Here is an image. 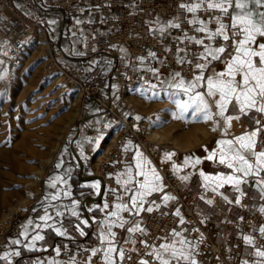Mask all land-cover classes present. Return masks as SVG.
<instances>
[{
  "label": "crops",
  "instance_id": "0c3cea01",
  "mask_svg": "<svg viewBox=\"0 0 264 264\" xmlns=\"http://www.w3.org/2000/svg\"><path fill=\"white\" fill-rule=\"evenodd\" d=\"M12 1L19 10L30 15L34 19H38V22L42 24L46 36L54 46L57 61L61 64L69 65L72 68L82 67L84 69L83 77H86L94 68L101 67L100 65H103L104 60H106L105 68H102L105 71H109L110 74L108 78L105 77L104 79L106 87L109 86L111 88L109 94H112V89L115 87L113 82L118 80L117 76L119 74H122L126 79L132 78L135 82L139 81L147 86L155 84L157 86L156 88L167 86L166 84L162 85L160 81L170 79L174 72H180L186 80L192 79L194 74H199L198 70H194V65L197 62L199 53L203 51V47L200 45L201 48L199 50H186L182 45V41L193 43L184 39L185 33H187L188 36L197 38H203L205 34L196 32L195 28L199 25L189 24L188 20H191L195 15L199 19L207 21L214 15H219H206L205 12L208 11H205L203 8L193 14L188 12L186 8H181L180 6L176 13L168 16L158 15L154 12H149L147 14L146 26L151 33L159 34L161 33L160 28L163 27L165 29L163 33L169 34L172 39L180 40L175 50L176 62L179 57H184L186 61H191L192 63L180 64L177 62L178 65L174 63L170 64L167 62L165 56L161 57L155 54L153 57L149 55V53L155 52L148 48H145L143 52L138 54L135 58L130 59L125 46L119 48L121 52L120 58L110 61L109 59L111 56L109 52L114 46L110 45L108 49L103 50L98 49L96 46L98 42L106 40L110 28L105 18L94 8L89 7L87 4H80V13L75 15L59 6L52 5L51 2L55 0ZM193 2H195V0H180V5L182 3L187 5ZM127 3L132 10H136L138 0H127ZM78 19L81 21L80 24L76 23ZM52 21H55V23H51ZM169 22L179 23L180 27H169ZM224 22L228 23L229 21L225 18ZM209 27L214 28L215 24H210ZM192 31L198 33L197 36L194 35ZM205 43H208V41L205 40ZM215 43L219 45L221 41L217 40ZM89 49H93V51L87 53ZM177 49H183V51L178 53ZM140 57L144 58L143 62L139 59ZM99 59L103 62H98ZM117 64L123 66L122 70H117ZM189 64H192L194 72L189 73L187 71L185 65ZM224 68L225 64L223 61H213L205 75L212 70L218 72L223 71ZM147 69H157L158 78ZM112 77L114 80L109 81L108 79ZM100 91L102 92L103 89L101 88ZM109 94L106 96L111 97ZM92 103L97 104L98 108L100 107L96 100L91 102L90 99L85 106V113L89 116L96 112V106ZM236 114L237 113L232 111V106L229 105V110L225 115ZM263 117L264 113L252 110L248 115L241 116L239 120L233 119L227 135L224 133L223 120H220L219 117H214V119L220 120V126L216 131H213L214 125L210 128H201L199 138L202 139L203 136L206 135L205 139L200 140L196 145L174 149L172 152L174 153L172 160L164 157L162 167L168 169L178 179L183 189L190 190V197L196 201L197 208L208 215L220 227L216 234H210V236L227 246L239 236H252L251 228H242L239 226L236 229L230 230L227 229L226 226L232 222H239L246 210H255L261 213L260 209L264 207V197H262L260 186L257 185L256 181L264 178V172H260L258 176L253 175L244 178L247 182L239 186L241 191L245 193L244 196H240V193L237 192L235 187L231 184H225L223 187L218 188L217 191H212V188L215 187V182L211 180L205 182L199 173L203 171L205 175L209 177H215L220 173L231 174V169L227 168L225 165L219 164L215 160H207V155L217 148L216 142L218 140L232 139L235 136H240L245 132H251L261 127L256 124V120L261 121ZM139 128L140 127H137L138 130ZM79 130L80 129L74 131L71 136L67 138V141L61 144L59 150L56 152L50 167L41 180V189L38 192L37 199L34 202V206L26 214L24 224L19 234L14 238H10L4 248L0 250V264H50L53 260L57 261L58 264H64L61 254L67 248H88L92 252L93 249H103L107 247V244H102L100 239L102 230L107 233V226L102 222L106 219L116 220L115 217L109 218L108 214L115 210L114 205L119 202L116 199L117 195L122 196L123 202L128 203L129 197L133 194L131 192L125 194L124 187L121 184H117L118 174L124 173L126 166H132L133 175H135L136 168L134 157L137 149L143 153L147 160H151L148 154L135 146L131 139L127 137L118 144L115 152H110L107 158L99 160V157L102 156L101 152L103 149L101 144L103 136L100 135H104L105 132L103 133L101 130H97L95 133H91L88 130ZM129 141H131L130 144ZM262 142H264V131H261L257 137V151L261 150ZM126 147L127 150H125ZM81 148L83 149V156H81ZM205 149L208 151L206 152ZM188 156L200 158L202 163L195 167L185 166V157ZM108 162L120 165L119 167L107 168L106 165ZM57 163H61L60 168L56 167ZM173 165H175L178 170H174ZM150 166L158 170V167L152 161ZM67 169H71L70 176L66 175ZM158 173L161 176L159 170ZM194 175H197V179L193 183H190V179ZM55 176H62L67 180V184L57 183L55 188L50 187L49 180ZM183 176H188L189 179L182 180L181 177ZM125 178V176H120L122 180ZM136 179L142 181L143 177H138ZM95 181L100 182L98 191L91 187ZM205 183L208 184L207 188L205 187ZM113 189L115 192L112 191ZM64 191H69L70 195L64 196ZM58 192L59 198L57 200H51V196L56 195ZM155 193H158L159 196L152 198V194ZM152 194L145 198L147 202L144 204V207L147 208L151 206L160 213L168 212L177 200L176 195L164 189L162 192H153ZM165 194L173 196L175 199L165 202L162 199ZM45 197H48V199H45ZM201 197H203V199ZM224 197H227V200H225ZM237 197L241 200L240 204L235 203ZM209 199L213 201L212 204L207 203ZM73 201L77 202L75 210L79 214L78 216L72 215L71 210L74 207ZM152 201H155V203H151ZM105 203L109 205L107 209L103 208ZM157 205L159 207H157ZM46 207L48 214L53 217V219L47 221V223L53 227H42L41 229H37L35 228L36 224H44L39 218L45 215ZM38 208H42V212L36 216L35 212ZM56 212H61L62 215L56 216ZM146 213L147 211H142L138 216L132 215L127 211L120 213V217L123 220H127L129 223L121 228L118 226L119 220H116V224L112 227V231L115 232L116 235L111 239H113V243L117 249L123 248L130 250L133 248L136 243L137 234L142 232L129 233L127 228L139 222V226L145 231ZM261 214L264 217V213ZM29 220L33 222L31 225L28 224ZM82 220H87L88 225H83L81 223ZM77 225H80L85 235H80ZM55 228L61 229L65 234L58 235ZM189 229L190 225L184 223L176 231L181 232L187 240L195 244L188 234ZM253 229L254 227H252V230ZM25 230H27V236L21 234L25 232ZM37 233L44 236V239L36 241L34 248L27 247L26 245L30 243L32 236ZM171 233L159 244L170 241L173 238ZM16 240H19L20 243H13V241ZM131 241H135V243ZM56 249H59V254H57ZM255 249L253 245H247L245 243L240 256L237 258L233 255H229V260L233 263L238 261L239 264H243L244 261H248V264H254V262L259 259L252 254L255 252ZM17 252L19 255L15 254ZM6 254V259L2 258L5 257ZM247 255H250V257L248 258ZM77 259L78 256L73 254V257L71 256L66 264H76ZM139 262L136 264H139ZM149 262L150 264H155L153 261ZM117 264H123V262H120L117 258ZM201 264H208V262L207 260H203Z\"/></svg>",
  "mask_w": 264,
  "mask_h": 264
},
{
  "label": "snow or ice",
  "instance_id": "6c2138e0",
  "mask_svg": "<svg viewBox=\"0 0 264 264\" xmlns=\"http://www.w3.org/2000/svg\"><path fill=\"white\" fill-rule=\"evenodd\" d=\"M180 7L186 8L188 12L193 14L203 8L205 11L213 10L219 12V15H214L207 21L201 20L195 15L191 20H188L189 24L199 25L195 28L196 32L205 34L203 38L188 36L187 33L184 35V39L203 47V51L199 53L197 62L194 65V70H198L199 74H194L192 79L186 80L180 72H174L170 79L160 81V83L162 85L166 84L167 89H173L167 95L178 110L173 113L176 119H184L186 114L191 112V119L195 122L212 121L214 125L213 131L217 130L220 126V120H223L224 133L227 135L233 119L239 120L241 116L248 115L252 110L264 113V0H195V2L187 5L182 3ZM225 18L228 19V23L224 22ZM51 23H55V21ZM76 23L80 24L81 21L78 19ZM210 24H215V27L210 28ZM168 26L179 28L180 24L169 22ZM160 31L163 33L165 29L161 27ZM205 40L208 43H205ZM217 40L221 41L219 45L215 43ZM181 51L183 49H177L178 53ZM149 55L154 57L155 53H149ZM139 59L141 62L144 60L143 57ZM213 61H223L225 64L224 70L219 72L212 70L205 75ZM177 62L180 64L192 63L191 61H186L184 57H179ZM147 70L158 78L157 69ZM2 79H4V76L0 75V80ZM149 87L155 89L157 86L152 84ZM158 96V92H153V97ZM181 96H185L187 99H181ZM217 96L219 97L218 99ZM229 105L232 106V111L237 113L236 115H225L229 110ZM214 117H219L220 120H216ZM135 118L136 120L141 119L139 116ZM256 124L260 125L261 122L256 120ZM261 131H264V126L258 127L251 132H245L240 136H235L232 139H221L216 142L217 148L209 152L206 159L215 160L219 164L225 165L232 170V173H220L215 177H209L201 171L199 174L205 182L209 180L215 182V187L212 188V191H217L218 188L223 187L225 184H231L240 193V196H244L245 193L239 187L242 183L247 182L244 178L253 175L258 176L260 172H264V142L261 144V150H256L257 137ZM130 143L131 141H129ZM125 150H127V147ZM205 151L207 152L208 150L205 149ZM173 155L174 153H165L168 159H171ZM81 156H83L82 148ZM134 161L135 175H133L132 166H126L125 172L118 174L116 181L117 184H121L124 187L125 194L129 192L133 194L129 197L128 203L123 202V197L117 195L116 199L119 202L114 205L115 210L108 214L109 218L115 217L116 220H119L118 226L121 228L129 223L120 217L121 212L127 211L137 216L142 211L152 212L154 210L153 207H144L147 202L145 198L153 192H162L164 189L163 178L154 167L150 166L151 161L147 160L138 149ZM201 163L200 158L185 157V166L195 167ZM56 167L60 168L61 163H57ZM173 168L178 170L175 165H173ZM70 174L71 169H67L66 175L70 176ZM120 176H125L126 178L122 180ZM138 177H143V180L136 179ZM181 179L187 180L189 177L183 176ZM57 183L66 185L67 180L62 176L50 178V187L55 188ZM256 183L260 186L261 195L264 197V178L257 180ZM91 187L98 191L100 182L95 181ZM205 187H208L207 183H205ZM112 191L115 192L114 189ZM63 194L68 196L70 192L64 191ZM58 198L59 192L51 196V200H57ZM201 198L203 199V197ZM45 199H48V197H45ZM162 199L166 202L174 200L175 197L165 194ZM224 199L227 200V197H224ZM72 203L74 206L71 210L72 215L78 216L79 214L75 210L77 202L73 201ZM151 203L154 204L155 201ZM207 203L212 204L213 201L209 199ZM235 203H241L239 197H237ZM108 207L107 203L103 205L104 209ZM157 207L159 206L157 205ZM260 211L264 213V207ZM175 214L180 216L179 209L176 210ZM55 215L60 216L62 213L56 212ZM39 219L44 224H36L35 228L53 227L47 223V221L53 219L48 214L47 207L45 208V215ZM116 220L106 219L102 222L107 226V233L102 230L100 239L102 244H107V247L92 250L93 256L103 251V264H117V258L120 262L125 259V249H117L113 239H111L116 235L112 231ZM32 223L29 220L28 224L31 225ZM81 223L88 225L87 220H82ZM180 223H185L182 216L180 217ZM77 228L80 231V235H85L80 225H77ZM55 231L58 235L65 234L59 228H55ZM127 231L136 233L143 232L144 229L139 226V222H136L133 226L128 227ZM259 231L264 234V227H261ZM21 234L27 236V230ZM171 236L173 238L170 241L161 243L159 246L148 245L146 242L141 241V243H144L145 248L151 249L145 254L151 256L155 264H197L195 258L196 245L175 229L172 231ZM43 239L44 236L37 233L32 236L30 243L26 246L34 248L36 241ZM243 240L247 245H254V238L250 235L243 236ZM131 242L135 243V241ZM13 243L19 244L20 241L16 240ZM56 252L59 254V249H56ZM15 254L19 255L18 252ZM252 254L259 258L254 264H264V246L256 248ZM6 257L7 254L2 258L6 259ZM128 258L130 259L131 257ZM50 264H58V262L53 260ZM139 264H150V262L141 259ZM243 264H248V261H244Z\"/></svg>",
  "mask_w": 264,
  "mask_h": 264
},
{
  "label": "built area",
  "instance_id": "2783aa9c",
  "mask_svg": "<svg viewBox=\"0 0 264 264\" xmlns=\"http://www.w3.org/2000/svg\"><path fill=\"white\" fill-rule=\"evenodd\" d=\"M51 3L75 15L80 13V4H87L97 10L107 21L110 31L106 40L98 42L96 46L100 50L108 49L110 45L114 46L109 52L110 61L119 59L121 54L119 48L125 46L130 59L135 58L145 48H148L158 56H165L168 63L178 65L175 60V50L180 40L172 39L167 33H151L146 26V18L149 12L162 16L176 13L179 10L180 0H138L135 11L129 7L127 0H55ZM205 13L206 15L219 14V12L213 10ZM34 27L44 30L38 19L23 13L13 4L12 0H0V59L16 60L26 48L29 39V29ZM192 33L196 36L198 34L195 31H192ZM182 45L186 50H199L201 48L200 45L187 41H183ZM92 51L93 49H89L87 53ZM185 66L189 73L194 72L192 64ZM58 67L73 82L74 86L84 91L85 97H94L101 108L107 109L108 112L113 109L115 112L113 99L103 95H95L106 77V71L103 68L96 67L89 72L86 78L90 86L87 84L83 87L84 69L82 67L72 68L65 64H60ZM122 67L121 64L116 66L117 70H122ZM117 77L120 80L123 76L119 74ZM117 116L116 122L118 125L126 122L119 115ZM128 121V123L126 122L128 129L122 132L118 143L129 136L135 146L148 154L150 160L158 167L163 178L164 190L176 195L177 200L168 212L160 213L157 210H153L146 213V229L142 233L137 234L136 243L132 249H125L126 258L123 264H136L141 259L153 261L151 256L145 254L151 249L145 248L144 243H141V241L146 242L148 245L158 246L174 229L177 230L181 227V216L184 218L185 223L190 225L188 234L196 244L195 258L197 264H201L203 260H207L208 264H239L238 261L236 263L231 262L229 255L237 258L240 256L245 244L243 237H237L235 241L227 246L210 236V234L218 232L220 228L218 224L197 208L196 201L190 197V190L183 189L178 179L168 169L158 164V160L165 153L167 146L162 147L158 144L159 142L149 140L141 131L132 129L131 124L133 121L131 119ZM260 122V126H264V117ZM119 165L108 162L106 167H119ZM196 177L197 175H194L190 179V183H193L197 179ZM158 196V193L152 194V198ZM177 209L180 211V216L175 214ZM41 212L42 208H38L35 212L36 216ZM25 216L26 214L17 212L9 220L2 223L3 227L0 228V250L4 248L10 238H14L19 234L24 224ZM239 226L251 228V235L254 238L253 248L264 246V234L259 231L261 227H264V217L260 212L246 210L239 222L229 223L226 227L233 230ZM252 227H254L253 230ZM73 254L78 256L76 264H103L102 251L93 256L90 249L75 247L67 248L62 252L61 257L64 260V264L69 261L71 256L73 257ZM128 257L131 258L129 259ZM247 257L249 258L250 255H247Z\"/></svg>",
  "mask_w": 264,
  "mask_h": 264
},
{
  "label": "bare ground",
  "instance_id": "6f19581e",
  "mask_svg": "<svg viewBox=\"0 0 264 264\" xmlns=\"http://www.w3.org/2000/svg\"><path fill=\"white\" fill-rule=\"evenodd\" d=\"M29 39L36 40L43 48L44 56L52 59L44 30L30 28ZM38 52V48L31 51L25 63ZM52 68L59 71L56 63H52ZM32 69L33 76L26 84L18 82L11 88L10 98L0 102V228L14 215L12 213L26 209L33 200L34 192L39 190V179L59 150L61 139L71 122L74 119L85 122L79 109L82 90L79 88L73 102L63 107V96L55 83L42 77L40 67ZM66 82L67 85H74L71 80ZM112 110L109 114L116 118L117 114ZM121 126L125 129L120 132L128 129L126 122ZM173 136L171 142L165 139L158 141L162 147L169 144L166 153L184 147L191 140L196 144L206 138V135L202 139L197 137L192 130ZM157 137V140L161 139L158 134Z\"/></svg>",
  "mask_w": 264,
  "mask_h": 264
},
{
  "label": "rangeland",
  "instance_id": "374dc122",
  "mask_svg": "<svg viewBox=\"0 0 264 264\" xmlns=\"http://www.w3.org/2000/svg\"><path fill=\"white\" fill-rule=\"evenodd\" d=\"M46 38L50 43L53 60H48L44 56L42 52L43 48L40 47L36 40L33 39H28L25 50L16 60H9L6 58L0 59V75L4 76V79L0 80V102L6 98H10L12 87L21 82L23 84H26L27 80L33 76L32 68L34 66L40 67L42 77L53 81L58 87L60 94L63 96V107H66L68 106V104H71L73 102V98L78 93L79 88L74 85H67L66 81L69 79L60 70H53L52 63H56L57 66L61 63L57 61V55L55 54V49L50 42V39L47 36ZM37 48L39 52L36 53L33 58L29 59L27 63H25L27 61V58H29L30 56V52L35 51ZM100 59L98 62H103ZM105 64L106 60H104L103 65H100L101 68H105ZM109 75V71H106V78H108ZM86 77H83V87L89 84ZM123 78L117 80L116 82H113V85L115 87L112 89V94H109V90L111 88L109 86L106 87V82L105 80H103L102 85L98 88V91L95 95H111V97L108 96V98H111L114 101L115 113L123 118L127 123L129 122L128 120L131 119L133 121V123L131 124L132 129L138 130L137 127H140L139 131H141L143 135H145L149 140L158 142L162 139H165L166 141L171 142L172 137H174L173 135H175L176 133H187L191 130L197 137H199L201 128H210L211 126H213L212 121H193L191 119V112L187 113L184 119H176L173 113H176L178 110L176 109L175 105L172 104L167 95V93L173 91V89H167V86H161L152 89L139 81L135 82L132 78ZM237 79H239V77H237ZM108 80L112 81L114 80V78L112 77ZM101 88L103 89L102 92L100 91ZM153 92H158L159 96L153 97ZM180 98L187 99V97L185 96H181ZM218 98L219 97L217 96V99ZM90 99L91 102L95 100L94 97H85L84 91L82 90L79 109L80 113L85 118V122L74 119L65 131L61 139L60 146L65 141H67V138L70 137L74 131L78 129H80L81 131L88 130L91 133H95L97 130H101L103 133H105L104 135H100L103 136V139H101L103 149L101 152L102 156L99 157V160H103L104 158H107L109 156L110 152H115L117 150V146L119 144L118 142L123 132H120V130H124L125 128H123L121 125H118V123L116 122V118L118 116L115 118L113 115L109 114L110 111L108 112L107 109L101 107L98 108V105L95 103L92 104H95L96 112L90 116L85 113V106L88 104V101H90ZM167 101H169L170 103H167ZM213 110L215 111V109ZM137 116L141 117V119L136 120L135 117ZM157 134L160 135V140H157V138H159L157 137ZM127 138H129V136ZM192 142L193 141L191 140V142L185 144L184 146H191ZM196 144L192 143V145ZM166 146H169V144H166ZM172 149H174V147ZM164 157H166L165 154H162L160 156V159L158 160L160 166L163 165ZM172 159L173 157H171V159L169 160ZM52 160L49 164L46 165L44 173L39 179V190L34 192L33 200L30 202L26 209L21 210V212L19 211V213L27 214L34 206V202L37 199L38 192L41 189V180L50 167ZM8 217L10 216H7V218Z\"/></svg>",
  "mask_w": 264,
  "mask_h": 264
}]
</instances>
